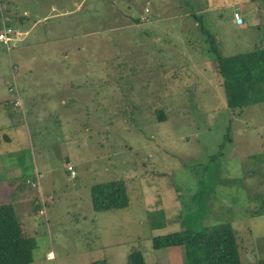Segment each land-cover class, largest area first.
<instances>
[{"label": "rangeland", "instance_id": "374dc122", "mask_svg": "<svg viewBox=\"0 0 264 264\" xmlns=\"http://www.w3.org/2000/svg\"><path fill=\"white\" fill-rule=\"evenodd\" d=\"M191 8L225 57L264 48V0H0L11 27L29 32L11 52L0 45V103L14 84L39 82L33 95L47 96L28 122L33 138L20 133L18 147L1 148L0 179L15 183L0 203L14 205L34 239L33 264H127L134 250L147 264H187L184 248L157 251L153 238L218 224L237 230L243 264L264 259V104L227 109ZM0 115L26 130L10 107ZM117 179L129 207L94 211L91 188Z\"/></svg>", "mask_w": 264, "mask_h": 264}, {"label": "trees", "instance_id": "16d2710c", "mask_svg": "<svg viewBox=\"0 0 264 264\" xmlns=\"http://www.w3.org/2000/svg\"><path fill=\"white\" fill-rule=\"evenodd\" d=\"M145 11L137 18V23L143 15L148 18L150 12ZM191 11L190 16L197 23L198 30L208 46L207 53L217 64L227 109L239 113L251 106L264 104V48L258 46L253 51L225 57L216 36L205 24L204 16L197 14L195 8H191ZM2 16L0 13V29ZM6 18H10V21L4 23L8 27L13 26L12 16L7 14ZM21 20L23 24L25 19ZM155 114L160 123L166 121L163 110H156ZM230 130L228 128L225 135L226 141L231 140ZM91 200L94 211L99 213L127 209L130 205L125 181L118 179L94 185L91 188ZM256 213L258 216L264 215L261 209ZM240 241L237 230L231 224H218L211 229H186L157 236L153 238V248L157 251L184 248L187 264H243L240 257ZM35 247L34 239L26 236L14 205L11 202H1L0 264H33ZM90 264L109 263L106 260H98ZM127 264L147 262L141 251L134 250L128 255ZM255 264H264V259Z\"/></svg>", "mask_w": 264, "mask_h": 264}, {"label": "crops", "instance_id": "0c3cea01", "mask_svg": "<svg viewBox=\"0 0 264 264\" xmlns=\"http://www.w3.org/2000/svg\"><path fill=\"white\" fill-rule=\"evenodd\" d=\"M127 2H128V4L133 3L132 1H127ZM242 7L245 9L246 8L245 4H241L239 6V9ZM65 14H68V12H66ZM139 16L140 15L136 14V17H139ZM3 19L5 21H8V22L10 21V18L3 17ZM64 57L67 58L68 55L65 54ZM13 71H14L13 78L16 80V76L18 77V74H19V69L14 68ZM79 72H82L85 75H90V72L84 67H83V70L79 71ZM50 74L51 73H45V76L50 75ZM86 77L88 80L89 76H86ZM38 84H39V82H37L36 85L30 84V87H28L26 91H25V88H24V90H20V92H21L20 98L22 101V107L21 108L15 107L12 104L13 98L11 96H9L8 99H6L5 101L0 103V106H6V107L11 108V118L10 119L14 124H22L24 122L27 123V124H25V123L22 124L26 127V130L19 128L20 132H17L16 130H18V129H16L14 127H8V122H6L8 120L4 116L0 115V171L3 170L2 166H1V160H2L1 156H2L3 150L1 148L6 147L5 146L6 144L9 145V147H13V146L18 147L19 141L17 139L20 138V133H21V136H26L27 138H29L31 140V138H33V136L38 131V128H36V130H33V128L28 127V122H32V120H35V121L37 120V117H36L37 115L35 114L37 111L35 112V109H36L37 105H41L40 99H42V100L44 99V103L46 104V101H45V99H47L46 94L42 95V97H40V98L38 95H33V91H36L37 89L40 90V87H42L41 83H40V86H38ZM68 87H69V90H72V88H71L72 86L68 85ZM8 93H9V91H8ZM61 101H63V99H61ZM42 103H43V101H42ZM63 105H65V102H63ZM20 148H21V145H20ZM6 149L8 151L11 150V148H8V147H6ZM17 149H19V148H14V149H12V151L13 150L17 151ZM40 154L42 155V152H40ZM43 160H45V158H43ZM82 161H83V159H82ZM67 162H68V164L72 165L69 157L67 158ZM36 172L38 175L39 172H38L37 168L35 169V174H36ZM14 183L15 182H13L10 179H0V198L1 199L3 198V200H4L6 195H10L12 193V187H13ZM25 186L26 185L24 184V181L21 180L18 183L19 190L15 189V193H16V190L21 191L22 189L25 188ZM3 189L7 191L6 194L4 191H1ZM32 192H34V190ZM2 202H10V201H2ZM38 214H39V211H38ZM50 253L53 254L52 252H50Z\"/></svg>", "mask_w": 264, "mask_h": 264}, {"label": "built area", "instance_id": "2783aa9c", "mask_svg": "<svg viewBox=\"0 0 264 264\" xmlns=\"http://www.w3.org/2000/svg\"><path fill=\"white\" fill-rule=\"evenodd\" d=\"M149 10L146 9L145 13H148ZM148 18L143 15L141 17V20L144 22L146 21ZM4 19L2 18V28L0 29V45H2L8 52H11L19 43L23 42L25 37H27L28 33H22L17 29H14L12 27H8L5 23H4ZM234 21L236 23V25L238 26H243L245 24L244 21V17L241 14V12H236L234 14ZM10 92H12L16 98V105L17 106H21V100L19 97V91L17 88V85L14 84L12 86V88L10 89ZM68 165V171L71 174V177H76L77 173L75 171L74 166L67 164ZM33 188H41L40 187V182H37L35 184H33ZM43 208L45 209V206H43ZM41 215L44 214V210L42 209V211L39 212ZM53 255V254H51ZM49 254L48 258L50 259L52 256Z\"/></svg>", "mask_w": 264, "mask_h": 264}, {"label": "clouds", "instance_id": "9594fccd", "mask_svg": "<svg viewBox=\"0 0 264 264\" xmlns=\"http://www.w3.org/2000/svg\"><path fill=\"white\" fill-rule=\"evenodd\" d=\"M148 10H149V9H148ZM15 83H16V82H15ZM11 88H12V87H11ZM11 88H10V89H11ZM17 88H18V86H17ZM9 91H10V90H9ZM18 91H19V97H20V96H21V95H20L21 92H20L19 88H18ZM10 93H12V92H10ZM20 100H21V98H20ZM12 104H14L15 107H19V108L22 107V101H21V106H17V105H16V98H15L14 94H13ZM32 188H33V186H32ZM41 210H42V209H41ZM40 215H41V214H40ZM50 254H51V253H50ZM48 256H49V255H48Z\"/></svg>", "mask_w": 264, "mask_h": 264}]
</instances>
